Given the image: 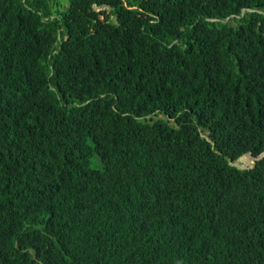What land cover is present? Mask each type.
<instances>
[{
  "label": "trees",
  "instance_id": "obj_1",
  "mask_svg": "<svg viewBox=\"0 0 264 264\" xmlns=\"http://www.w3.org/2000/svg\"><path fill=\"white\" fill-rule=\"evenodd\" d=\"M0 264H264V0H0Z\"/></svg>",
  "mask_w": 264,
  "mask_h": 264
},
{
  "label": "water",
  "instance_id": "obj_2",
  "mask_svg": "<svg viewBox=\"0 0 264 264\" xmlns=\"http://www.w3.org/2000/svg\"><path fill=\"white\" fill-rule=\"evenodd\" d=\"M95 6V5H94ZM245 9H243L242 11H244ZM214 20V19H213ZM241 156H244V157H246V156H248L249 158H251V164L250 165H246V166H238V164H237V161L240 159V157ZM228 163L230 164V165H233V166H236L237 168H239V169H250L251 168V166H252V164L254 163V157L252 156V153H251V151H247V152H245V153H243V154H241L239 157H237L234 161H232V160H228Z\"/></svg>",
  "mask_w": 264,
  "mask_h": 264
},
{
  "label": "rangeland",
  "instance_id": "obj_3",
  "mask_svg": "<svg viewBox=\"0 0 264 264\" xmlns=\"http://www.w3.org/2000/svg\"><path fill=\"white\" fill-rule=\"evenodd\" d=\"M63 3H64V1H63ZM62 3V4H63ZM94 8L96 9V10H100V9H106V12H109L110 10H111V8L110 7H98V6H94ZM101 18H103V16L101 15L100 16ZM111 19L113 20V21H115V16H112L111 17ZM162 115H159V117H161ZM171 122L173 123V121L171 120ZM238 166H240V165H238Z\"/></svg>",
  "mask_w": 264,
  "mask_h": 264
},
{
  "label": "clouds",
  "instance_id": "obj_4",
  "mask_svg": "<svg viewBox=\"0 0 264 264\" xmlns=\"http://www.w3.org/2000/svg\"><path fill=\"white\" fill-rule=\"evenodd\" d=\"M94 5L98 6V7H109V6H106V5H97L96 3H94L93 4V8H94ZM94 10H96V9L94 8ZM100 10H106V9L104 8V9H100ZM100 10H96V11H100Z\"/></svg>",
  "mask_w": 264,
  "mask_h": 264
}]
</instances>
